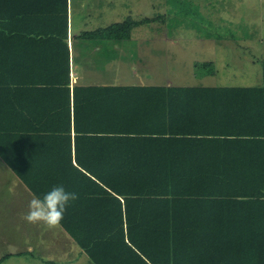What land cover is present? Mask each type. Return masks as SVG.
<instances>
[{"label":"trees","instance_id":"1","mask_svg":"<svg viewBox=\"0 0 264 264\" xmlns=\"http://www.w3.org/2000/svg\"><path fill=\"white\" fill-rule=\"evenodd\" d=\"M67 9L0 0V156L78 195L59 224L91 264H264V62L259 86L70 85Z\"/></svg>","mask_w":264,"mask_h":264},{"label":"rangeland","instance_id":"2","mask_svg":"<svg viewBox=\"0 0 264 264\" xmlns=\"http://www.w3.org/2000/svg\"><path fill=\"white\" fill-rule=\"evenodd\" d=\"M76 1L80 0H73V6ZM87 1H90L91 5H96L103 0ZM171 1L112 0V11H106V15L109 13V18H111L110 24L102 25L104 24L102 21L104 13L102 17H98L102 20L98 21L97 26L105 28L125 18L142 20L138 25L132 26L133 31H131L136 32L135 34L131 35L130 31L128 37L125 35L118 41H114L111 34V38L109 35L107 38L100 36L106 44L110 45V48L108 51L95 54L94 60L103 61L109 54L111 57L118 56L113 58L111 70L106 68L97 71L93 68L94 76H89L88 79L112 81V76L116 71L113 68L119 61L118 58H121L122 62L119 74L123 77L122 82L118 83L123 84L163 85L170 81L171 85H231L232 83L227 82V76L216 72L230 69L236 73L232 75L235 79L233 85H249L250 82L246 80L248 79L247 73L252 72L251 67L259 65L260 70L254 75L258 81L261 79V61L248 64L242 61L245 60L244 58L233 56L234 52L230 48L234 44L243 46L248 43L264 46V0H187L184 8L181 4L184 0L177 3ZM88 13V6H83L81 11L75 9L74 20L80 19L92 26L91 18L84 17ZM206 34L210 35L206 36ZM93 40L94 38L91 39ZM112 44L113 46L118 44L121 49L112 51ZM221 44L227 49L221 48ZM212 45H217L213 47V51L216 54L222 53L225 58L218 59L219 62L213 64L215 72L209 73L213 72L210 71L209 63L213 53L210 49L203 50V46ZM101 46H103L102 43ZM240 49L243 50V48ZM93 54L94 52L91 56ZM141 55L146 61L144 67L141 68L144 73L141 72L138 75V57ZM91 56L88 55V58ZM225 59L227 60L226 66H220L224 63L222 60ZM204 61H207V64ZM142 65L140 64V67ZM85 68L88 67L85 66ZM224 80L226 82H220ZM5 247V244H0L1 251ZM8 257L11 260L7 261V264H32L30 258H18L15 252Z\"/></svg>","mask_w":264,"mask_h":264},{"label":"crops","instance_id":"3","mask_svg":"<svg viewBox=\"0 0 264 264\" xmlns=\"http://www.w3.org/2000/svg\"><path fill=\"white\" fill-rule=\"evenodd\" d=\"M77 5V7H75ZM73 6V0H68V46H69V56H70V85L73 84H123L118 83L122 82L121 78H123L119 74L120 66L122 65L121 58H118V62L114 66L115 75L111 76L113 80H100V79H88L89 76L93 75L94 70H103L106 68H110L113 58H116L118 55H107L103 61L94 60L93 56L101 51H108L110 45L105 43V40L99 41L94 38L93 41L87 40L83 41L80 38L79 34L83 30H94L98 27V21L102 19L98 17H102L104 14V24H110L111 18H109V13L106 15V11H112V0H103L99 1L96 5H91L90 1L80 0L76 1ZM83 6H88L89 13L84 17L91 18V25L89 26L86 22H82L80 19L78 21L74 20L73 12L75 9L77 11H81ZM96 18V22L94 21ZM95 22V23H94ZM133 31V30H132ZM131 35L136 32H132ZM105 38V37H104ZM72 40V43H71ZM103 46L100 47V44ZM221 48H226L223 44H221ZM212 46H203V50L210 49L213 53V57L210 61L213 64H216L218 59L225 58L222 53L216 54L213 51ZM256 47H261L257 49ZM240 48H243L240 49ZM112 51L120 50V46L118 44H112ZM232 55L235 57L244 58L248 64H254L261 61V79L255 78L256 73L260 70V65L257 67H251L252 72H248V83L249 85H241V86H259L263 82V62H264V46H255V44H245L243 46L233 45ZM94 54L91 56V54ZM246 52V53H240ZM88 55L91 58H88ZM139 65H138V75L141 73V68L145 65V57L140 56ZM229 61V58H227ZM224 63L220 64V66H226V59L222 60ZM207 62V61H206ZM245 62V63H246ZM140 64H143L140 67ZM88 67L87 69L85 68ZM249 66V65H248ZM136 67V66H134ZM133 67V68H134ZM140 67V68H139ZM118 69V70H117ZM257 69V70H256ZM221 71V72H219ZM216 71L217 74H222L223 76H227L229 83L234 84V80L232 75H235V71H231L228 69L227 71L219 70ZM231 71V72H229ZM215 72V71H214ZM213 72V73H214ZM137 73V72H135ZM144 73V72H142ZM251 73V76H249ZM262 81L261 83H259ZM219 82V81H214ZM222 83L226 82L220 81ZM153 85V84H146ZM161 85V84H160ZM163 85H171L170 81L168 84ZM216 85V84H213ZM36 197L33 192L27 187V185L21 180V178L11 169V167L6 163V161L0 156V244H5L6 247L3 251L0 250V264H7L9 259V255L16 253L20 257H28L30 258V262L32 264H91L89 257L81 250L79 245L74 241V239L60 226V224L56 226L49 227L44 223L30 224L26 222L22 217L24 214L28 212V204L29 201ZM37 198V197H36ZM76 262V263H75Z\"/></svg>","mask_w":264,"mask_h":264},{"label":"clouds","instance_id":"4","mask_svg":"<svg viewBox=\"0 0 264 264\" xmlns=\"http://www.w3.org/2000/svg\"><path fill=\"white\" fill-rule=\"evenodd\" d=\"M78 199L74 192H68L62 185L54 186L43 198L33 197L28 204V212L23 219L30 224L44 223L52 227L63 219L67 206Z\"/></svg>","mask_w":264,"mask_h":264}]
</instances>
